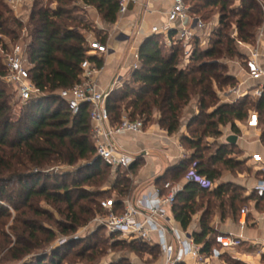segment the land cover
<instances>
[{
    "label": "trees",
    "instance_id": "16d2710c",
    "mask_svg": "<svg viewBox=\"0 0 264 264\" xmlns=\"http://www.w3.org/2000/svg\"><path fill=\"white\" fill-rule=\"evenodd\" d=\"M56 4L55 8L40 6L35 1L28 25L15 17L5 2L0 0V51H9L19 41L20 33L26 30L29 36L28 60L30 78L41 93L48 97L39 98L22 105L21 115L14 117L10 102L11 95L4 88L2 78L6 74L3 57L0 53V253L6 251V261L21 262L34 250H43L55 237L53 232L36 227L29 213L36 216L50 214L38 211L34 207L37 200L47 203L66 205V223L60 226L61 232L70 236L78 228L94 217L103 214L101 202L110 196L100 198L96 204L91 195L81 187L82 183L99 186L109 180L111 167L97 159L92 141V124L89 107L83 106L74 115L67 104L58 97L62 90L70 89L80 82L81 64L85 59L95 63L100 69L104 66L103 58L88 57L87 37L81 32L88 30V25L72 15V6L81 2L93 7L104 23L114 25L118 20L119 0H49ZM186 2V0H184ZM202 4L192 8L193 15H200L206 8H217L220 11L219 24L208 29L210 44L203 48L201 37L195 40V47L190 56L187 68L180 66L181 50L177 47L166 49L165 37L153 35L146 39L140 47L139 68L132 70L130 83L115 89L107 100L111 124L118 125L122 115L128 113L132 121L144 120L147 125L157 123L169 135L180 130L184 110L197 102L198 114L190 121L188 128L194 137L183 139V142L197 150L191 159H186L180 166L169 171L165 182L178 183L183 181L191 170L198 177L215 183L221 178L222 171L217 169L220 164L226 169H235L241 163L230 158L232 151L225 146L207 157L202 148V140L221 136L220 127L231 126L232 131L239 132L236 122L246 121L249 117L247 106L252 103L260 116L264 115V93L258 102L249 103L242 100L236 105H220L218 92L224 87H234L236 78L228 73L224 60L244 57L238 42L253 46L259 30L264 27V12L258 0H195ZM238 2V6H237ZM202 20V19H201ZM203 21V20H202ZM75 24H77L75 26ZM79 28V29H78ZM233 30L236 37H232ZM172 32L170 37H173ZM7 39V40H5ZM101 44L107 45L108 37L98 36ZM17 44V43H16ZM261 119V117H260ZM193 127H195L193 129ZM89 162L88 166L79 171L80 181L72 179L73 190L65 181L58 182V175H46V170L56 165L77 166L80 162ZM138 164L129 169L113 170L116 174L112 189L116 198L117 210L122 213L123 200L129 196L132 182L129 178L137 169ZM213 166V167H212ZM71 178V176H68ZM54 179V183L49 181ZM66 178L62 177V180ZM163 184V183H162ZM16 186V187H15ZM220 202L223 217L228 214L237 216L240 205L245 204L243 193L237 188L220 185L214 191L200 187L196 183L187 184L179 196L173 210L174 217L184 229H187L193 216L203 208L202 200L206 196ZM256 197V194L252 195ZM90 200L94 209L79 205ZM263 200V199H260ZM211 201L207 202L208 207ZM18 213L10 228L15 242L5 232L7 220L11 219L10 210ZM229 210V211H228ZM209 212V210L207 211ZM204 214L202 233L196 235L198 243L206 248L212 245V229L209 227L208 216ZM52 219V217H51ZM43 232L48 239L41 241L38 232ZM96 243H88L82 252L74 254L75 259L93 261L92 256L101 253V246L112 241L111 248L125 246L135 253H145L159 259L158 248L140 243H127L113 237L105 239L95 235ZM211 238V239H210ZM72 239L69 245L76 244ZM93 255L87 257V253ZM63 264L64 258L60 250L50 255L34 258L28 264Z\"/></svg>",
    "mask_w": 264,
    "mask_h": 264
},
{
    "label": "built area",
    "instance_id": "2783aa9c",
    "mask_svg": "<svg viewBox=\"0 0 264 264\" xmlns=\"http://www.w3.org/2000/svg\"><path fill=\"white\" fill-rule=\"evenodd\" d=\"M5 2L22 23L30 17L31 4L34 0H5ZM138 4L139 0H119L118 18L123 19L130 7ZM87 8L90 7L87 6ZM26 10L27 16L24 15ZM206 29L207 26L202 21L189 17V9L184 0H175L168 13L167 23L160 29L154 28L153 34L163 35L168 41L189 40ZM172 32H175V35L170 37ZM86 42L88 57L103 58L109 52L107 45L101 44L96 39L87 38ZM238 45L249 49L246 60L248 77L250 81L256 83L251 95L259 101L264 93V27L258 32L255 45H245L241 42H238ZM28 47L29 44L25 42L12 46L9 51H0L3 65L6 68L2 82L13 91L21 105L48 97L41 93L31 81ZM138 68L139 55L136 54L133 70ZM102 69L88 58L85 59L81 64L80 82L70 89L60 91L57 95L74 115L78 114L83 106L89 107L91 135L96 157L113 170H127L137 161V158L124 152L117 138L127 134L142 135L146 133L148 125L144 120L132 121L126 112L122 115L120 124L114 126L111 124L107 100L115 90L116 84L110 85L106 90L99 88L97 81ZM244 94H248V91ZM228 100L227 96L221 98L223 102H228ZM260 124V116L257 112H252L248 117L246 127L257 131L260 129ZM251 161L257 174L260 173L262 176L254 192L258 199H264V156L254 153L251 155ZM190 183H196L211 191L215 188V183H209L191 170L181 182L168 181L161 187H153L152 191L139 198L126 197L122 203V213L117 210L115 197L102 201L103 214L98 219V223L104 226L111 236L120 241L158 248L160 256L156 263L230 264L225 260V256L247 244L243 235L218 232L212 236V245L207 249L204 244L197 242L196 236L189 228L184 229L179 222L174 220L173 210L177 200L184 192L186 185ZM248 214L247 208L241 209L239 220L241 230L247 227Z\"/></svg>",
    "mask_w": 264,
    "mask_h": 264
},
{
    "label": "rangeland",
    "instance_id": "374dc122",
    "mask_svg": "<svg viewBox=\"0 0 264 264\" xmlns=\"http://www.w3.org/2000/svg\"><path fill=\"white\" fill-rule=\"evenodd\" d=\"M34 3L31 4V12L34 9ZM259 1V0H258ZM262 7V10L264 12V0H260L259 1ZM40 6L43 7H50V8H55L56 4H52L51 1L49 0H39ZM187 8L189 9V17L191 19H198L200 21H202L209 29H214L218 26L219 24V20H220V11L217 8H206L203 9L200 13V15L196 16L193 15L191 13L192 8H195L196 5H199L200 7H202V4H200L199 2L195 1V0H186L185 2ZM238 2H237V6H238ZM72 15L74 17H76L78 20L83 21L84 25H88L89 27V31L88 30H82V26H78L77 24H75V26L77 25L81 32L84 33V35L87 38H91V39H98V36H101L102 38L105 37V34H101V31L98 30V26L95 22V17L92 18V21L90 20L89 17V11L90 8H87V6H85L84 4H82L81 2L76 3L75 6H72ZM30 13V12H29ZM30 18V17H29ZM29 18L25 20L24 22V26L26 27L28 25V21ZM202 19V20H201ZM78 28V29H79ZM260 31V30H259ZM103 33V32H102ZM230 34L232 33V37L235 38L236 37V31L233 30V32H229ZM199 34H195V36H193L192 38H190L189 40L187 39H177V40H171L168 41L166 39H163L165 41V45H166V49H170L172 47H179L181 50V64L180 66L183 68H187L189 63H190V56L193 53L194 47H195V40L199 39L197 37H199ZM108 40L110 38V34H107ZM164 37V36H163ZM209 38V35H207L206 37H204V39ZM7 40V39H5ZM28 43L29 42V36L28 33L26 32V30H23L20 33V37H19V41L16 42L18 43ZM16 43H14L16 45ZM210 44V41L208 39V41L205 43L204 40H201V46L203 48L207 47ZM12 47V46H11ZM241 49L243 47L239 46ZM11 49V48H10ZM242 55L244 57H235L232 60H224V64L227 65L228 67V73L231 74L232 76H235L236 69H238L240 71V69L242 70L244 77L242 78L241 75H238L236 78V85L234 87H224L223 90H221L220 92H218V96H219V103L220 105H236L238 104L240 101L242 100H247L249 103H251L253 100L255 101V99L251 96V92L254 90L252 88H249L250 91L248 94H243L244 91L248 90V87H250L251 85L248 83V77L245 73L246 69V60L248 59V56L246 55L245 52H242ZM245 70V71H244ZM130 78L126 79L124 78L121 83H118L115 89H119L122 88L123 86H125L126 84L130 83ZM4 88L6 89V91L9 93V95H11L10 98V102L11 105L13 107V114L14 117L17 118L21 115V109H22V105L21 103L18 102V100L16 99V97L14 96V93L11 89L7 88L5 85H3ZM247 88V89H246ZM246 89V90H245ZM228 97L229 100L228 102H223L221 101V98L223 97ZM256 102V101H255ZM191 106L193 105H197V102L194 100L192 101V103L190 104ZM189 105V106H190ZM188 106V107H189ZM187 109V108H186ZM185 109V110H186ZM249 115L252 112H256L255 107L251 104H249L247 106ZM185 110L182 114V119H181V127L180 130L183 128V126H187L189 125L191 118L189 116H184ZM195 113H198V109L196 110ZM261 124H260V129L257 131H253L248 129L246 127V121L243 122H236V127L239 129L238 133H235L232 131L231 126H226L223 127L221 126L220 132H221V136L216 137V138H206L202 140V148L205 149L206 151L203 152V155L210 157L211 155H213L217 149L219 147H222L221 144L226 142V139L230 136H237L240 140V144L242 145L243 141H246L247 143L250 144H257L258 146H260L261 144L264 145V115L261 114ZM153 124V123H150ZM149 124V125H150ZM195 127H193L194 129ZM179 130V131H180ZM187 134L189 135L188 138H192L194 137L192 133H190V130L187 126L186 128ZM255 136H254V134ZM196 138V137H194ZM186 139V138H185ZM261 141V142H260ZM184 143V146L187 147V149L189 151H191L189 153V158L191 159L192 156L197 153V150L191 148L188 143ZM240 146L238 145L236 150L233 149L232 146H227L226 149H230L229 151H232L230 158H233L235 161L241 163L240 166H236L235 169H226L224 167H222L220 164L217 165V169L220 171H222L221 177L225 176V177H236L238 179L243 178L244 180V184L248 185L250 183L251 179L259 178L256 173V170L254 169L253 166H251L248 163L249 158H243L245 157L244 151H241ZM240 159H244V161H240ZM89 162H85L82 161L80 162L77 166L74 167H69V166H65V165H56L53 166L51 168H48L46 170V175H58L60 178H58V182L61 183L62 181H65L67 183L68 186H71V190H73L72 185V179H75V181H80L81 179V175H77L79 171L83 170L84 168H86L88 166ZM213 167V166H212ZM109 181L105 184L99 185V186H91L87 183H82L81 187H83V189L85 191H87L88 193H90L91 195H95L94 198H90L91 201H94L96 204H98V202H100V198H105L106 196H112L111 198H114V194L113 191H111L112 189V184L115 181L116 178V174L113 170H109ZM68 176H71V178H68ZM62 177L66 178L65 180H62ZM221 179V178H220ZM54 179H51L49 181L50 184L54 183ZM16 187V186H15ZM252 187V186H250ZM249 187V188H250ZM233 188H237V191L242 192L243 190H247V188H242L236 184H234ZM253 188V187H252ZM74 192H76V190H73ZM249 191V190H248ZM211 201V205H209L210 207H208L207 202ZM220 202L221 201H216L215 199H212L211 196H206L204 197V199L202 200L203 204V208L199 211V212H205L204 214H207L206 216H208V222L209 224H211L212 222L215 221V219L218 218V216L221 214H223V210L220 208ZM79 205H82V207H89L94 209V205L90 202V200H84L82 202L79 203ZM34 207L36 210L44 212V213H48L50 214L49 216H45V214H43V216H36L33 215V213H29L28 216H31V218L34 220V223L36 225L37 228L39 229H45L47 231H51L54 234V238L52 239V241L49 244H46V246H44L43 250H34V252H32L31 255L27 256L26 258H24L21 262H9L6 261L8 255L6 253V251H3L2 253H0V264H28L29 262H31L34 258L40 257V256H46V255H50L52 254L53 251H57L60 250L61 255L64 258L63 264H156V256L152 255H148L145 253H135L133 251H131L130 249H128L125 246H120V247H115V248H111L112 245V241L109 240L108 244L105 246H101V250H103V252L101 253V251L99 250V253H96V255L94 256L91 252L87 253V257H91L93 261L88 262V258L86 259H75L73 257L74 254H78L80 252H82L83 247L85 245H87L88 243H92V246L96 243V238L95 235H98V237H103L105 239H109L110 237H113L115 239H113V242L118 240L116 239V237L111 236L108 231L105 229L104 226L99 225L98 223V219L102 216V214H96L94 217L89 218V220L87 221V223H85L84 225L80 226L77 230L76 233H74L73 235L70 236H66L61 232V228L60 226H62L63 224L66 223V214L64 215V213L66 212V205L65 204H61V203H47L45 201L42 200H37L34 203ZM245 204H241L240 205V209L245 208ZM209 210V212H207ZM229 211V210H228ZM11 212V219L7 220V225L5 227V232L7 233V235L10 236V238H12L14 236L13 232L10 230L11 227H13V225H16V222H14L15 218L17 217L18 213L15 212L13 209L10 210ZM52 217V219H51ZM226 218V217H224ZM37 235L39 236V239H41V241H44L47 238V236L45 234H43V232H38ZM13 241L15 242V239L12 238ZM72 239H75L77 242L74 245H69L70 241H72ZM9 258V257H8ZM45 264H49V259H47Z\"/></svg>",
    "mask_w": 264,
    "mask_h": 264
},
{
    "label": "crops",
    "instance_id": "0c3cea01",
    "mask_svg": "<svg viewBox=\"0 0 264 264\" xmlns=\"http://www.w3.org/2000/svg\"><path fill=\"white\" fill-rule=\"evenodd\" d=\"M174 1L175 0H139V4L130 7L125 17H123V19L118 18L114 25L104 23L96 9L90 7V20L92 21V18L95 17V21L92 22L97 24V28L101 31V34H105V36L110 34V38L107 42L109 52L103 56L104 66L97 81L101 90L108 89V87L114 83L116 84V88L117 84L121 83L124 78H130L133 65L135 64V55L138 54L143 42L154 35L153 29H160L167 23L168 13L173 7ZM27 14L26 10L24 15L27 16ZM207 31L208 29L199 34V37H201L200 39L204 40L205 43L208 41V38L204 39V37L207 36ZM242 50L247 56L249 55V49L243 47ZM246 69L247 70L244 71L248 77L247 65ZM236 72V77L238 75H241L242 78L244 77L241 69L240 71L236 69ZM248 83L251 86L248 87V90H246L247 88L245 90L249 93L252 91L249 88L254 89L256 83L250 81L249 77ZM246 91H244V93ZM197 109V105H190L185 110L184 116L192 117V120L193 117L198 114L195 113ZM187 126H183V128L174 135H169L165 130L161 129L157 123H153L147 126L146 133L142 135L127 134L117 138L120 148L124 152L137 158V161L134 163L138 164L137 169L133 174L129 175L132 188L128 197L139 198L152 191L153 187H161L164 180H171L167 177L164 179L166 174L180 166L184 160L188 159L189 153L191 152L183 143V139L189 137L186 131ZM253 131L254 130H252V132ZM228 138L221 146H232L233 149L236 150L239 145L240 150L245 152V157L243 158H249L248 163L251 166H253L251 155L260 153L264 156V145L261 144L258 146L257 144H250L246 141H243L241 145L240 141L242 140L239 138L237 144L233 145L227 142ZM242 160L244 161V159H240V161ZM256 176L259 178L255 177L251 179L248 185L244 184L243 178H230L228 176H223L221 179L215 181L214 190L220 185L234 186V184L242 188H247V190L242 189L245 208L249 210L247 218L248 224L244 230H241L239 226L240 212L236 217L232 214H228L226 218L220 213L218 218L209 224V227L212 229L211 238L214 234L223 232L243 235L247 240V244L244 247L225 256V260L230 264H264V199L260 200L256 197H252L253 194L255 195L254 188L262 176L260 173ZM204 213V211H198L193 216L192 222L188 227L195 236L202 233L203 229L201 222ZM174 220L176 221L175 217ZM260 252H262L261 255H259Z\"/></svg>",
    "mask_w": 264,
    "mask_h": 264
},
{
    "label": "water",
    "instance_id": "95a60500",
    "mask_svg": "<svg viewBox=\"0 0 264 264\" xmlns=\"http://www.w3.org/2000/svg\"><path fill=\"white\" fill-rule=\"evenodd\" d=\"M237 140H238L237 136H231V137L228 138L227 142L230 143V144L235 145V144H237ZM97 159H99V158H97Z\"/></svg>",
    "mask_w": 264,
    "mask_h": 264
}]
</instances>
